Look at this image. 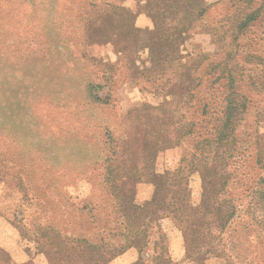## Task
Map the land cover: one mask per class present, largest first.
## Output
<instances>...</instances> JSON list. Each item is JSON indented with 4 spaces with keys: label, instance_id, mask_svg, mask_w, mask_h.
Returning a JSON list of instances; mask_svg holds the SVG:
<instances>
[{
    "label": "rangeland",
    "instance_id": "rangeland-1",
    "mask_svg": "<svg viewBox=\"0 0 264 264\" xmlns=\"http://www.w3.org/2000/svg\"><path fill=\"white\" fill-rule=\"evenodd\" d=\"M0 264H264V0H0Z\"/></svg>",
    "mask_w": 264,
    "mask_h": 264
},
{
    "label": "trees",
    "instance_id": "trees-1",
    "mask_svg": "<svg viewBox=\"0 0 264 264\" xmlns=\"http://www.w3.org/2000/svg\"><path fill=\"white\" fill-rule=\"evenodd\" d=\"M166 1H168V2H170L171 0H166ZM163 4H164V6H166V7H168V8H170V5L168 4H166V2H163V1H161ZM151 11V9H147V10H145L147 13H149V11ZM204 12H205V8L203 7L200 11H199V16H202L203 14H204ZM183 32H185L184 30H183V26L181 25V23L179 22V21H177V23L175 24V26L172 28V34H170V33H168V32H164V35H167L168 37H170V36H174V38H179V35L180 34H182Z\"/></svg>",
    "mask_w": 264,
    "mask_h": 264
},
{
    "label": "crops",
    "instance_id": "crops-1",
    "mask_svg": "<svg viewBox=\"0 0 264 264\" xmlns=\"http://www.w3.org/2000/svg\"><path fill=\"white\" fill-rule=\"evenodd\" d=\"M205 1H209V0H205Z\"/></svg>",
    "mask_w": 264,
    "mask_h": 264
}]
</instances>
